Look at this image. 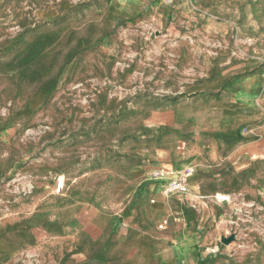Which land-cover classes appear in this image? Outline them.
<instances>
[{"label":"rangeland","instance_id":"obj_1","mask_svg":"<svg viewBox=\"0 0 264 264\" xmlns=\"http://www.w3.org/2000/svg\"><path fill=\"white\" fill-rule=\"evenodd\" d=\"M258 74L264 0H0V213L144 196L152 156L192 152L196 264H264V152L233 157L259 139L242 128Z\"/></svg>","mask_w":264,"mask_h":264},{"label":"crops","instance_id":"obj_2","mask_svg":"<svg viewBox=\"0 0 264 264\" xmlns=\"http://www.w3.org/2000/svg\"><path fill=\"white\" fill-rule=\"evenodd\" d=\"M248 84L258 86L262 95L242 99V128L245 139H259L244 145L233 157L264 152V76L255 75ZM228 121L231 126L232 121ZM196 127L201 131L208 126ZM233 146L226 143L228 149ZM169 158L152 156L157 162L154 169L197 166L198 176L189 181L190 192L193 181L205 171L204 162L192 152L182 156L171 150ZM151 168L134 171V184L144 183L145 173ZM158 189L160 183L153 181L144 196L135 192L134 196L65 192L40 196L25 211L0 213V264H196L199 219L190 207H198L203 198L185 196L188 193L163 197L157 194ZM163 220L166 225L157 228Z\"/></svg>","mask_w":264,"mask_h":264},{"label":"built area","instance_id":"obj_3","mask_svg":"<svg viewBox=\"0 0 264 264\" xmlns=\"http://www.w3.org/2000/svg\"><path fill=\"white\" fill-rule=\"evenodd\" d=\"M171 3L173 0H167ZM194 173L193 169H171L160 167L152 173V179L160 183V194L163 197H170L175 194H186L189 191V178ZM63 188V181L57 180L55 186V192L57 194ZM216 201L220 203H227L230 201V196L225 194L216 195ZM166 225V221L163 220L158 225L161 229Z\"/></svg>","mask_w":264,"mask_h":264},{"label":"water","instance_id":"obj_4","mask_svg":"<svg viewBox=\"0 0 264 264\" xmlns=\"http://www.w3.org/2000/svg\"><path fill=\"white\" fill-rule=\"evenodd\" d=\"M234 240H235V237L234 236H230L228 238H222L221 243L223 245H228L229 243H231Z\"/></svg>","mask_w":264,"mask_h":264}]
</instances>
